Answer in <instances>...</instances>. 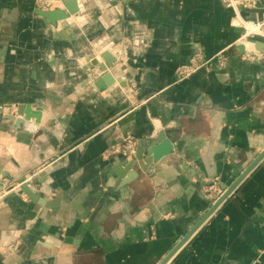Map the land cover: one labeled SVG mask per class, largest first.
Returning <instances> with one entry per match:
<instances>
[{
	"label": "crops",
	"instance_id": "crops-1",
	"mask_svg": "<svg viewBox=\"0 0 264 264\" xmlns=\"http://www.w3.org/2000/svg\"><path fill=\"white\" fill-rule=\"evenodd\" d=\"M76 1L51 24L35 0H0V177L39 168L30 188L54 204L0 201V264H158L218 199L212 180L223 193L264 149V48L223 0ZM239 13L264 21V0ZM88 40L123 86L97 88ZM220 50L223 65L176 80ZM18 104L44 108L19 127L5 118ZM160 130L170 155L121 179L124 139ZM165 264H264V156Z\"/></svg>",
	"mask_w": 264,
	"mask_h": 264
},
{
	"label": "water",
	"instance_id": "water-1",
	"mask_svg": "<svg viewBox=\"0 0 264 264\" xmlns=\"http://www.w3.org/2000/svg\"><path fill=\"white\" fill-rule=\"evenodd\" d=\"M63 8H54L50 10H39V14L46 17L51 24H55L58 20H62L67 18L69 15L75 14L78 12V3L76 0H65L62 2ZM250 42H253L254 46L258 49L264 48V42L260 40H255L249 37L247 39ZM239 49H242V45L239 46ZM102 58V62H99L95 57H87L86 58V68L97 66L98 69L102 72L101 76L95 80V85L98 89L103 90L107 86H110L115 83V81H119L122 85H124L123 80L121 78H115L110 71L107 70L108 67H111L112 64L116 61L115 56L111 54L108 50H103L100 53ZM40 109H32L28 104H18L15 108L14 114H7L5 118L12 120L16 126H21L22 124H26L27 121L31 117H35L38 119L39 114L41 113ZM1 110V108H0ZM17 116H22L23 120L17 118ZM173 150V144L171 140H169L166 136L164 130H160L158 134L155 136L153 140H151L148 144L143 145L141 142L138 143V146L135 149L134 155L130 158H125L117 163L113 167V171L121 178L126 179L127 173L138 164L142 169H146L150 164L156 161L163 160L165 157L170 155ZM264 156V149L259 153V155L247 166V168L238 176V178L233 182V184L224 189V192L218 199L212 204L211 208L208 212L201 218V220L194 226L192 230L187 232L183 238L164 256V258L158 264H165L172 255L176 252V250L188 239L190 234L205 220L218 206V204L226 198V196L236 187V185L241 181V179L254 167L255 164ZM36 178H32L29 181L23 182V178L18 179V182H23L21 184V189L25 192V194L34 202H38L40 204L46 206H54L53 203L47 202L44 198L37 195L31 188V182H34Z\"/></svg>",
	"mask_w": 264,
	"mask_h": 264
},
{
	"label": "built area",
	"instance_id": "built-area-1",
	"mask_svg": "<svg viewBox=\"0 0 264 264\" xmlns=\"http://www.w3.org/2000/svg\"><path fill=\"white\" fill-rule=\"evenodd\" d=\"M40 2L42 3L41 5L44 4L49 5L52 1L35 0V4ZM256 2L257 0H227V5L230 6L235 11L234 17L231 19V24L237 25L236 21H239V23L243 25L242 27L245 29L243 33L244 34L243 37H246L248 35H252V36L256 35L253 32H248L246 25L255 26L261 30V26H260L261 23L259 21H253L250 19L244 20L240 16L238 12V8H254ZM37 7L41 10H50V9H45V6H43L42 8V6L38 5ZM213 63H216L219 66L223 65V63L217 62V60L213 61V58L211 57L206 58V57H201L198 54H193L188 58V60L185 63L178 65L177 68L175 69L176 80L181 81L186 77H188L189 75L195 73L197 70L203 67L211 66L213 65ZM99 74H102V72H100ZM135 149H136V143L133 140L129 138L124 139L122 146V154L124 155L125 158H130L131 156H133ZM221 193L222 191L219 188V186L216 184V180L215 179L212 180L211 184L206 189V195L208 196V198H210L211 201H215Z\"/></svg>",
	"mask_w": 264,
	"mask_h": 264
},
{
	"label": "rangeland",
	"instance_id": "rangeland-1",
	"mask_svg": "<svg viewBox=\"0 0 264 264\" xmlns=\"http://www.w3.org/2000/svg\"><path fill=\"white\" fill-rule=\"evenodd\" d=\"M41 4H42L41 2L40 3H36V6L39 5V6H42V8H43V6H45V9H54V8H57V7L61 6L60 0L52 1L49 5H46V4L41 5ZM223 4H224V6H226L227 8H230L233 11V16H232V18H233L234 14H235V11L230 6L227 5V0H223ZM240 9L241 8H238V12H239ZM241 17L244 20L248 19V18H244L243 16H241ZM250 20H252V19H250ZM253 21H257V20H253ZM259 22L261 23L260 26L262 28L264 22H262V21H259ZM236 24H237L236 26L242 28L243 32L245 31V29L242 27L243 25H241V23H239V21H236ZM251 36L252 35H248V36L244 37L243 39L247 40ZM88 44L90 45V51L88 53L90 55L92 53L93 47H92V44H91V42L89 40H88ZM198 55H200V54H198ZM200 56L204 57L202 55H200ZM246 56L247 57H251L250 54H246ZM210 57L213 58V61L217 60V62H221L223 64L227 61V54H226V52L224 50H220L219 52L215 53L214 55H212ZM213 64H216V63H213ZM16 106L17 105L8 106V108L10 110L8 114H14ZM24 125L25 124H22L21 126H24ZM38 171H39V168H36L34 171L30 172L26 177L23 178V182H24V180L28 181V180H31L32 178H34ZM0 180H1V182H0V201L3 200V198H5L7 195H9L11 193H17V194H20V195L25 194V192L21 189V187H20L21 185L19 184L18 181L11 180L10 178H8V176H3ZM31 184L33 185V182H31Z\"/></svg>",
	"mask_w": 264,
	"mask_h": 264
},
{
	"label": "bare ground",
	"instance_id": "bare-ground-1",
	"mask_svg": "<svg viewBox=\"0 0 264 264\" xmlns=\"http://www.w3.org/2000/svg\"><path fill=\"white\" fill-rule=\"evenodd\" d=\"M48 1H50V0H48ZM76 14V13H75ZM73 15V14H72ZM70 16V15H69ZM68 16V17H69ZM67 17V18H68ZM66 19V18H65ZM63 20V19H62ZM60 21V20H59ZM246 28L248 29V32H253V33H258L260 30L257 28V27H255V26H251V25H246ZM248 42H250V41H248ZM252 44H253V42H251ZM89 57H94V56H91V55H89ZM101 57V56H100ZM96 58V57H95ZM110 69V67H108L107 68V70L108 71H110L111 72V70H109ZM115 78H118L117 76L115 77ZM122 79V78H121ZM115 83H118L120 86H123L119 81H115ZM123 83H124V81H123ZM16 117H18V118H20L21 120H23V117L22 116H17L16 115ZM1 178V177H0ZM28 180V179H27ZM29 181V180H28ZM24 182H26V180H24ZM23 182H19V184L21 185Z\"/></svg>",
	"mask_w": 264,
	"mask_h": 264
}]
</instances>
